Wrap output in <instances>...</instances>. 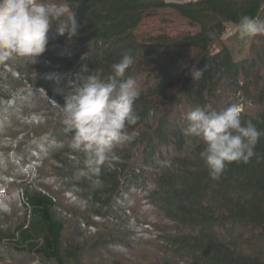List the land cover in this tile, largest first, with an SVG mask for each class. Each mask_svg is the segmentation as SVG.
Here are the masks:
<instances>
[{"label":"trees","instance_id":"1","mask_svg":"<svg viewBox=\"0 0 264 264\" xmlns=\"http://www.w3.org/2000/svg\"><path fill=\"white\" fill-rule=\"evenodd\" d=\"M42 2L54 14L67 9L59 20L74 15L78 33L69 39L53 24L46 52L34 62L0 52V113L18 112L22 119L9 144L12 161L41 144L49 179L78 203L71 216L78 215L84 231L100 224L110 233L107 245L122 246L131 237L126 228L109 229L123 225L121 203L135 194L157 221L152 236L160 248L183 264H264V33L237 46L228 43L243 32L241 17L264 22V0ZM162 12L188 30L172 33L165 18L164 28L145 30ZM230 27L236 32L227 37ZM124 54L134 58L124 79L131 77L139 92L138 119L114 148L118 161L89 167L85 154L71 148L57 106L88 75L106 81ZM193 67L203 72L199 80L192 78ZM233 104L261 136L249 163L228 164L213 180L199 157L203 141L183 133L186 114ZM56 198L37 189L21 192L24 221L12 232L0 227V249L7 253L0 252L1 263L27 254L44 264H85L81 243L69 237Z\"/></svg>","mask_w":264,"mask_h":264},{"label":"clouds","instance_id":"2","mask_svg":"<svg viewBox=\"0 0 264 264\" xmlns=\"http://www.w3.org/2000/svg\"><path fill=\"white\" fill-rule=\"evenodd\" d=\"M63 11L54 14L42 0H0V52L34 62L46 52L53 24L59 35L67 31L71 39L78 33L79 23L74 15H69L66 21L59 20ZM240 26L251 35L264 33V22L248 16L241 17ZM133 63V56L124 54L111 65L112 74L106 81L99 75H88L65 96L63 106H57L65 131L71 134V148L85 154L89 167L118 161L114 148L125 139L127 126L138 119L134 104L139 92L131 77L124 79ZM191 75L199 80L203 72L193 67ZM241 111L239 105L233 104L219 111L197 107L186 114L183 133L203 141L199 157L213 180L220 178L228 164H247L255 155L261 132L251 121H242Z\"/></svg>","mask_w":264,"mask_h":264},{"label":"rangeland","instance_id":"3","mask_svg":"<svg viewBox=\"0 0 264 264\" xmlns=\"http://www.w3.org/2000/svg\"><path fill=\"white\" fill-rule=\"evenodd\" d=\"M161 15V16H159ZM169 19L170 31L179 33L183 30H188L184 22L176 17L170 16L166 12L156 13L145 24V30L152 28H164L166 26L163 19ZM252 35L246 31L239 32L234 38L228 41L229 44L237 46L245 38ZM247 50V48H246ZM237 54V50H235ZM18 112L0 113V227L7 232H12L15 227L22 224L25 217L24 209L21 206V192L24 189H37L46 191L54 196L59 203V212L61 217L67 220V232L72 240L80 242L82 247V257L85 264H96L100 260L110 263L119 261L121 264H160L164 261L170 264H183L177 259H174L170 254L164 252L158 245L156 239L152 236L154 233L153 226L156 224L154 215L150 208L146 206L143 198L138 195H131L123 198L121 207L126 219L123 220V225L115 229L110 228L109 231L119 232L124 230L132 231L130 238L122 246H110L105 244L107 235L106 231L100 224L97 227H90L84 231L82 222L75 213L71 216L72 210L78 211V203L68 193L59 189L51 179H49L47 163L44 164L46 149L40 144L36 152H30L19 162H13V155L10 152L9 144L13 143V138L18 131L16 128L21 127L22 119L17 117ZM24 121V120H23ZM49 164V162H48ZM81 208V207H80ZM78 218V219H77ZM133 220L137 221V229L133 228ZM150 225L147 228L140 226ZM78 226V229H76ZM120 235H123V233ZM107 247V248H106ZM0 252L7 256V253L0 249ZM0 264H44L39 259L27 254L13 255V259L9 262H0Z\"/></svg>","mask_w":264,"mask_h":264},{"label":"built area","instance_id":"4","mask_svg":"<svg viewBox=\"0 0 264 264\" xmlns=\"http://www.w3.org/2000/svg\"><path fill=\"white\" fill-rule=\"evenodd\" d=\"M170 1H172V2H182L183 0H170ZM236 32V28H234V27H230V28H228L227 29V32H226V36L227 37H230V36H232L234 33Z\"/></svg>","mask_w":264,"mask_h":264}]
</instances>
